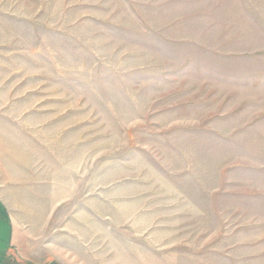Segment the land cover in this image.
<instances>
[{
    "label": "rangeland",
    "instance_id": "obj_1",
    "mask_svg": "<svg viewBox=\"0 0 264 264\" xmlns=\"http://www.w3.org/2000/svg\"><path fill=\"white\" fill-rule=\"evenodd\" d=\"M0 264H264V0H0Z\"/></svg>",
    "mask_w": 264,
    "mask_h": 264
}]
</instances>
